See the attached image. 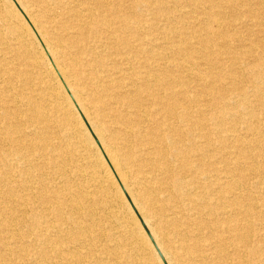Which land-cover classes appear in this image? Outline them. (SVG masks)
Masks as SVG:
<instances>
[{
  "label": "bare ground",
  "instance_id": "bare-ground-1",
  "mask_svg": "<svg viewBox=\"0 0 264 264\" xmlns=\"http://www.w3.org/2000/svg\"><path fill=\"white\" fill-rule=\"evenodd\" d=\"M246 2L264 5L0 0V264H264L247 162L264 149L220 120L251 113L236 48L208 49L188 17L209 12L241 46Z\"/></svg>",
  "mask_w": 264,
  "mask_h": 264
},
{
  "label": "rangeland",
  "instance_id": "rangeland-1",
  "mask_svg": "<svg viewBox=\"0 0 264 264\" xmlns=\"http://www.w3.org/2000/svg\"><path fill=\"white\" fill-rule=\"evenodd\" d=\"M167 5H169V3H167ZM258 7L259 6L255 5L254 3H250V4L248 3L247 4V2H246V6H242V7L237 8V12L233 8V10L235 11L234 12L235 13V19L233 18V20H235V23H234V26H233L234 29H235V31H233V32L234 33L236 32V33H238L240 35L239 36V39H240L239 42L241 43V46H240V44L238 42L234 41L237 38H235V35H233L232 32H229V31L227 32L226 31V32L223 33V31H222V33H219L220 35L218 37H216L215 31H216V27L217 26H216V23L213 20L212 21L211 20H208V18H209V12H207L208 14L207 13H204L205 15L204 14L199 15L197 12H194V13L191 12V13L188 14V17L191 20H196V18H197V20H196V24H197L196 27H198V30L201 32L202 39L204 38V40L207 42L206 44L210 47L208 49H212V50L214 49V50H216V48H219V47L222 46V42H224V41H225V44L229 48L230 47L232 49L236 48L228 56H229V60H232V61L236 62L237 66L239 67V68H237L238 70L236 71L237 72L236 74H239L240 78H239V80L237 81V83L235 85H236V88H238L239 90L246 88V91H248L246 93V95L248 96V98H247V101L245 102L246 104H244V105L246 107V111L251 112L250 113L251 116L250 115H249L250 117L249 116H246L245 115V112L243 110H241L242 108L239 107L238 108L239 115L236 118H231L230 119L228 117H221L220 120L222 119L221 120V123H223L222 125L225 128H230V127L235 128L237 130V132L235 134H239L240 133L239 136H244L246 138H249L250 137V139H252V140H257L258 143H259L258 145L264 149V133H262L260 131H257L256 129H254L253 128V124H255V123H252L250 121V120H253V121H256L257 120L259 122L261 120L260 122H264V121H262V119H263L262 113H264V77L262 76L260 78L259 73H257L258 70H264V53L262 51H260L261 49L259 47H257L256 45L253 46V43H255V42H252V41H254L253 39L256 37V35L261 33V32L259 33V30L260 29L261 30H264V14H263L264 13V5H263V7H259V9H258ZM178 9H179V11L181 10L180 12H182V11L187 12L188 10L194 11V10L190 9L187 4L183 5V7L181 9L180 8H178ZM257 9L259 11H257ZM199 16H201V18ZM245 16H253L258 21L260 20V22H262L260 24L262 27L261 26H258V27L255 26L254 25V22H252V21H246ZM189 18H187V19H189ZM190 19H189V21H190ZM189 21L186 22L187 25H189L188 24ZM221 21L228 23L229 21L231 22L232 19H231V17L225 16V17H221ZM158 22L162 23L160 21V17L158 18ZM189 23L192 24V22H189ZM242 32H243V34H242ZM249 33H250V35H249ZM253 36H254V38H253ZM222 38H223V40H222ZM178 39H177V42H176L177 44L176 45L179 44L178 41L180 39L179 40ZM232 43H234V44H232ZM263 43H264V41H263ZM232 45H233V47H232ZM194 46H197L198 47V44H194ZM238 48H241V49H238ZM257 62H259V63H257ZM255 66H257V67H255ZM190 67L188 65V74L189 75H192L193 73H196V74L197 73H200V74L204 75L203 77H206V76L209 77L210 76V73H205L204 70L202 69V67L201 68H199V67H192V66H190ZM189 68L191 69V71H190ZM198 71H200V72H198ZM219 73H221V74H218V76H219V78H218L219 82H217V83H218V85L220 83V85H224L225 86L226 84H225L224 81H225L226 73H225L224 70H221V72H219ZM246 73H247V75H246ZM223 74H225V75H223ZM203 79H205V78H203ZM227 86L228 85H226L225 88H227ZM257 86H259V87L257 88ZM228 87H230V89L232 88L231 85L228 86ZM260 87L262 89H260ZM226 90H228V89H226ZM235 92H236V94H238L240 91L236 90ZM233 93H234V91H233ZM208 98H210V97H208ZM241 103H242V101H241ZM255 117H257V119ZM254 135H255V137H254ZM260 156L263 157V158L259 157L258 158L259 160H258L257 157H253L252 159L251 158L248 159L249 161H247V160H245V161H247L249 163L254 162L252 164L256 165V167H257V174H259V176H256V177L259 178V179H257L256 177H254L252 175V178L249 180L250 181V190L252 192L253 197H255L257 199V202H258L259 206L262 207L263 205H262V201H260V199H263L264 198V190H263L264 189V169H263L264 168L263 167L264 166V152L261 153ZM254 158H256V159H254ZM170 159H172V158H170ZM171 161L174 162V164L177 162L174 159H172ZM259 181H262L263 183L261 184V183H259ZM209 236H211V235L204 234L202 237L203 238H207Z\"/></svg>",
  "mask_w": 264,
  "mask_h": 264
}]
</instances>
